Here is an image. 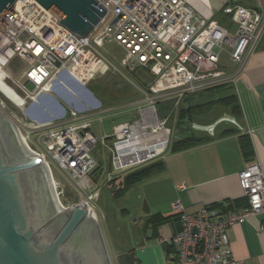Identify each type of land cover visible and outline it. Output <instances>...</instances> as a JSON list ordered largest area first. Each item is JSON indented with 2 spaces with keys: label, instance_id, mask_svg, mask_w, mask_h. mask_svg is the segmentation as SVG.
<instances>
[{
  "label": "built area",
  "instance_id": "built-area-1",
  "mask_svg": "<svg viewBox=\"0 0 264 264\" xmlns=\"http://www.w3.org/2000/svg\"><path fill=\"white\" fill-rule=\"evenodd\" d=\"M96 1L105 9L104 15L88 35L77 36L37 0H16L0 13V56L4 59L0 60V72L14 56L26 60L20 86L29 97L13 88L24 100L23 108L18 106L24 116L15 125L29 145L33 144L32 134L42 132L39 140L45 151L33 148V153L50 171L62 211L81 207L95 215L99 223L98 203L107 184L164 157L174 138L186 137L180 126L172 138L171 111L187 95L234 84L236 74L264 34V10L226 4L221 9L228 16L225 25L204 0ZM110 42H116L126 52L119 67L100 49ZM225 54L236 66L234 72L225 68ZM111 70L140 73L148 79L144 80V96L135 102L139 117L116 124L111 134L101 137L103 142L111 141L113 170L92 180L98 167L92 154L99 141L92 130L95 109H71L60 120H55L59 109L56 116L45 110L49 120L42 122L30 106L40 105L46 98L54 100L58 86L74 81L87 88L91 80ZM28 101L31 104L27 107ZM171 102L168 113L161 117L159 109ZM3 109L7 105L1 100L0 110ZM53 164L71 180L69 193L77 195L75 201L64 202L67 191L56 180ZM239 178L247 205L224 221L215 220L219 212L211 205L189 214L180 202L173 203L182 228L172 236L162 235L160 242L175 248L176 264H240L231 254L227 230L264 211V173L259 163L251 162Z\"/></svg>",
  "mask_w": 264,
  "mask_h": 264
},
{
  "label": "crops",
  "instance_id": "crops-1",
  "mask_svg": "<svg viewBox=\"0 0 264 264\" xmlns=\"http://www.w3.org/2000/svg\"><path fill=\"white\" fill-rule=\"evenodd\" d=\"M204 1L211 6L215 14L221 12L226 4H241L264 10V0ZM199 6L206 10L202 3H199ZM223 57L228 58L230 63L228 69L224 63L225 68L234 72L236 66L231 63L229 56L225 54ZM143 76L138 74L142 81ZM227 86L238 96L237 105L242 115L239 119L236 118L243 128L240 129L227 121V124L220 122L216 125L213 136L196 131L183 121L185 118L181 119L182 109L191 102L186 99L180 104L174 122L176 127L182 126V136L195 135L204 139L211 136L212 139L183 150H175L171 146L164 157L153 160L159 161L160 167L159 171L154 173L156 178L151 180L155 189L144 194L143 209L146 215L138 218L139 220L135 219L133 223L136 237L132 246L126 243L125 249L121 244L119 246L115 242L112 243L113 263L107 251L110 264H176L175 248L160 242L162 235L172 236L182 228L180 215L173 210L174 202H180L184 211L189 214H195L203 206L211 205L219 212L216 221H224L232 212H241L246 207L248 201L240 185V172L247 164L257 162L264 173V34L236 74L234 84ZM225 112L232 114L230 107L226 109L215 106L207 115L194 111L191 113V119L196 122L194 117L198 115L202 121L197 123L206 125ZM234 127L239 130L232 132ZM227 130L231 132L223 134ZM242 137L251 144L250 156H246L242 150ZM176 141L174 138L172 144ZM127 174L119 176L108 186L112 197L114 190L122 187L123 182L120 185L118 182L124 181ZM98 178L91 176L92 180ZM103 195L102 192L101 197ZM117 212L123 217L121 220L128 218L130 221L131 216L128 215L126 207ZM227 233L231 254L240 264H264V211L236 223L228 228Z\"/></svg>",
  "mask_w": 264,
  "mask_h": 264
},
{
  "label": "water",
  "instance_id": "water-1",
  "mask_svg": "<svg viewBox=\"0 0 264 264\" xmlns=\"http://www.w3.org/2000/svg\"><path fill=\"white\" fill-rule=\"evenodd\" d=\"M15 1L0 0V13ZM37 1L77 36L88 35L105 13L96 0ZM172 103L159 109L161 117ZM183 121L211 136L222 121L243 128L227 112L206 125ZM12 123L0 112V264H110L95 215L81 207L59 210L42 158L31 155ZM103 194L113 205L108 186Z\"/></svg>",
  "mask_w": 264,
  "mask_h": 264
},
{
  "label": "rangeland",
  "instance_id": "rangeland-1",
  "mask_svg": "<svg viewBox=\"0 0 264 264\" xmlns=\"http://www.w3.org/2000/svg\"><path fill=\"white\" fill-rule=\"evenodd\" d=\"M215 17L222 24H228V16L223 12H217ZM100 49L116 67H119V62L122 61L126 54L124 48L116 42L106 43ZM227 60L228 58L223 57V63H225L226 68L228 69L230 68V63H228ZM26 69V60L19 55L14 56L3 71L0 72V76L3 78H0V80L12 90L15 89L21 96L29 97L20 86V82L22 81ZM139 78L138 74H130L124 70H111L107 74L91 80L85 89L76 85H66V87L58 86V92L54 100L46 98V100L40 102V105L34 104L32 106H30L31 103L28 101L27 107L30 106L34 114H47L45 113L46 110L49 112L48 114H52V116H56L57 109H59V118H56L55 120H60L62 118L61 116L68 113L71 109H95L96 114L92 116V130L95 135L99 137V141L93 148L92 154L98 162V166L100 165V169L93 174L94 177L98 178L102 175L105 176V174H108L113 170L111 165V151L109 150L111 141L106 140L103 142L101 138L102 135L104 133L111 134L113 132V127L118 123L129 120L132 121L139 117L138 104L135 102L139 101L144 96L143 81ZM0 92L2 93L1 90ZM217 93L219 94L220 91L218 90ZM2 94H0V101H4L7 105V109H3L2 112L8 119L17 125L18 119L23 118L24 113L14 104V101H12L14 102L12 103L9 101L10 99L8 100L6 98L7 96L4 93ZM215 97L216 96L214 95L197 93L187 95L185 99L195 105L208 102ZM176 111L177 109L174 108L170 113L169 125L174 130L172 138L174 137L175 129L179 128L175 126L174 122ZM203 113V115H207L208 111ZM213 115L211 116L213 117ZM194 119L196 120V123L202 121L198 115L195 116ZM46 120L49 119L46 118ZM222 123L227 124V121H222ZM41 133L42 132L37 131L32 134L31 142L33 144L31 145L34 149L45 151L43 144L39 140ZM53 169L56 180L64 186L66 191L70 192L72 189V187L69 186L71 180L64 172L58 169L57 165L53 164ZM154 178H156L155 174L140 180V182L138 181V183H135L122 195H114L112 197L113 205L111 206L108 205L107 198L104 195L99 200V206L97 208L99 227L112 263L114 261L112 250L113 242L118 245L121 244V247L124 246L125 249L126 243L130 246L133 245L134 237H136V228L133 226V223L135 222V219L139 220L138 218L146 215V211L143 209L145 200L144 194L145 192L151 193L155 189L151 183V180ZM122 182L123 181H119L118 185ZM69 192H67L69 195L66 193L65 198H63L64 202L76 200L77 195ZM123 207L127 208L128 215L131 216L130 221H128L129 224L126 221L121 220L123 217L118 215L117 210L122 209Z\"/></svg>",
  "mask_w": 264,
  "mask_h": 264
},
{
  "label": "trees",
  "instance_id": "trees-1",
  "mask_svg": "<svg viewBox=\"0 0 264 264\" xmlns=\"http://www.w3.org/2000/svg\"><path fill=\"white\" fill-rule=\"evenodd\" d=\"M142 78H143V80H145L144 76ZM145 84H146V82L143 81L144 87H145ZM230 89L231 88L227 87V85H226V86H220V87H216L213 89H209V90L200 92L201 94H209V95H214L216 97L214 99L208 101V102H205V103H198L195 105H193L192 103L187 104L182 109L181 119H184L186 117H189L191 119V116H192L191 113H193L194 111H201V113H202V112L211 110L215 106L226 108V109H227V107H230L232 115L236 116L239 119L242 115V112H241L240 107L237 105L238 96L234 92H232ZM218 90L220 91L219 94L217 93ZM238 130L239 129L237 127H234L232 132L238 131ZM229 132H231V131L227 130L223 134H227ZM209 139H212V137L209 136L206 139H204V138H197L195 135H190V136H186L183 139L177 140L176 142H174V144H171V146L175 150H183V149H187V148H190L192 146L198 145V144H200L206 140H209ZM250 145H251L250 142L247 139H245V137H242V150L246 156H250L252 154V150H251ZM159 167H160L159 161L158 162L151 161V162H148V163L128 172V174L124 178V181L122 183V187H120L117 190L115 189L113 196L114 195H122L125 191H127L131 187V185H133L136 182H138V181L156 173L157 171H159ZM99 169H100V165L94 170L92 175L96 171H98ZM118 178L119 177L115 178L112 182L107 184V186L114 183ZM164 219H168V217H164Z\"/></svg>",
  "mask_w": 264,
  "mask_h": 264
},
{
  "label": "bare ground",
  "instance_id": "bare-ground-1",
  "mask_svg": "<svg viewBox=\"0 0 264 264\" xmlns=\"http://www.w3.org/2000/svg\"><path fill=\"white\" fill-rule=\"evenodd\" d=\"M0 60H4L1 56H0ZM67 85H76V86H80V87H82V89H85V87L84 86H82L81 84H79V83H76V82H74V81H72L71 82V84H68L67 83ZM66 86V85H65ZM0 90L2 91V93H4L6 96H7V98L8 99H10L11 101H14L15 102V104L17 105V106H19L20 108H23V106H24V100H23V98L21 97V96H19L14 90H12L10 87H8L6 84H4L1 80H0ZM0 112H2L1 110H0ZM3 113V112H2ZM38 115V117L41 119V121L43 122L44 120H46V114H43V113H39V114H37ZM13 124V123H12ZM13 127L16 129V131L18 132V134L20 135V133H19V131H18V129H17V127H16V125L15 124H13ZM20 137H21V139H22V141H23V143H24V145L27 147V149L29 150V152L31 153V155H33L34 153H33V151H34V149L32 148V146L31 145H29V144H27V142H25L24 141V139L22 138V136L20 135ZM147 148H149V147H147ZM149 150V149H148ZM33 156H37V155H33ZM39 157V156H38ZM44 169H45V172H46V175H47V179H48V184H49V187H50V190H51V193H52V195H53V197H54V199H55V202H56V204H57V206H58V208H59V210H61L62 211V208H63V205H62V203H59V201L57 200V198H56V196H55V194H54V183H53V179H52V177H51V174H50V171L48 170V168H47V166H45L44 165Z\"/></svg>",
  "mask_w": 264,
  "mask_h": 264
}]
</instances>
